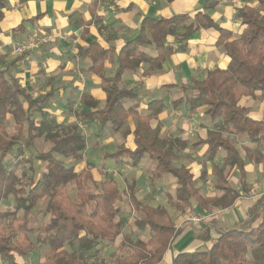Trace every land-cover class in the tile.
<instances>
[{
	"label": "trees",
	"instance_id": "1",
	"mask_svg": "<svg viewBox=\"0 0 264 264\" xmlns=\"http://www.w3.org/2000/svg\"><path fill=\"white\" fill-rule=\"evenodd\" d=\"M216 4L217 0H207L204 9ZM4 7L5 0H0V21ZM236 15L244 30L233 40L204 12L193 17L145 18L138 35L120 49L118 67L111 78H105L103 71L109 50L97 43L78 49L77 56L90 62L88 71L100 78L104 100L101 105L82 94V111L74 112L76 119L85 126L96 124L102 130L120 132L123 139L131 136L133 149L120 145L109 157L125 156L132 166L148 158L153 164V181L163 176L174 179L168 204L178 214H184L192 203L207 212L228 210L248 192L245 163L264 165V120L252 119L242 104L247 97L264 99V0H251V4L238 8ZM98 21L80 20L79 26ZM206 29L219 31L217 44L229 62L225 69L208 70L202 79L194 78L181 89L186 105L191 110L202 108L204 116L214 123L206 139L199 143L206 146L213 189L222 193L212 198L202 196L200 179L194 178L185 165L177 164L178 152L185 143L171 135L162 136L158 123L154 128L150 126L164 111L163 103L153 100L147 104L146 114H140L136 105L125 107L134 93L121 86L125 73L140 70L144 65L147 67L143 76L161 71L163 62L173 52L185 50L188 39ZM169 39H174L176 48ZM151 47L157 53L155 57L145 52ZM3 60L0 54V62ZM49 96L31 97L18 79L0 68V261L14 264L15 256L24 258L33 249L44 247L46 252L39 264H160L181 230L176 229L165 208L150 207L136 198L134 182L121 192L112 178L95 183L90 165L76 169L65 162L82 160L87 140L76 123L59 125L46 119L42 109ZM37 116L41 119L37 120ZM131 117L136 118L133 130L123 129ZM226 134L245 136L247 147L243 148V156ZM40 140L48 142L49 149L34 153L32 158L25 157V151L32 153ZM219 152L223 156L216 164ZM33 161L44 166L41 174H36ZM20 167L26 169L19 171ZM233 172L238 175L240 190L230 183ZM123 194H127L138 217L137 228L149 231L146 240H133L131 235L123 234V221L117 217ZM10 199L15 205L8 204ZM40 201L48 221L31 242L30 236L35 233L31 213ZM256 212L257 207L251 211L250 223L219 232L210 247L176 254L172 264H264V219L255 223ZM120 236L115 250L105 257L104 249L112 248ZM202 239L207 241L208 237Z\"/></svg>",
	"mask_w": 264,
	"mask_h": 264
},
{
	"label": "crops",
	"instance_id": "2",
	"mask_svg": "<svg viewBox=\"0 0 264 264\" xmlns=\"http://www.w3.org/2000/svg\"><path fill=\"white\" fill-rule=\"evenodd\" d=\"M206 4L207 0H38L25 3L19 0H5V7L2 10L3 18L0 21V54L4 56V60L0 62V68L6 69L10 77L18 79L31 97L50 94L42 111L46 116L52 113L69 116L70 123L67 125H70L77 120L74 112L82 111V108L77 110L74 104L72 106L69 104L75 98L80 99L85 93L99 101L101 105L104 100V93L100 88L101 80L88 71L89 60L77 56L79 48L84 49L91 43H97L102 49L109 50L110 56L104 62L103 71L105 78H111L118 67L120 49L138 35L145 18H167L174 15L193 17L198 12H204L216 25L231 34V40L236 39L243 32L244 26L237 18L236 10L251 4V0H217V4L208 10L204 9ZM72 14L75 16L70 19L69 16ZM91 19L94 21L99 19V21L83 27L79 26L80 20L87 22ZM219 36V31L215 29L200 30L188 39L185 50L173 52L163 62L161 71L150 76H143L142 72L147 67L144 65L140 70L125 73L121 83L122 87L134 93L133 99L129 100L125 107L136 105L138 113L146 114L147 104L151 101L159 100L163 103L164 111L157 120L150 122V126L154 128L158 123L162 136L171 135L185 143V147L178 152V160L179 156L182 157L180 153L185 157L190 151L191 155H188L191 156L193 163L185 166L194 178L200 179L198 187L201 193L205 179L207 177L210 179L207 183L210 184L214 193L213 197H219L222 193L213 189L214 178L210 173V163L205 158L206 146L199 143L206 139L208 131L212 130L214 124L204 116L202 108L191 110L186 105L185 94L181 88L190 85L194 78L202 79L208 70L226 68L229 59L222 47L217 44ZM31 37L41 42L27 52V61L21 64L22 58L17 61L19 57L12 55V51L16 46L25 45ZM169 41L172 47L176 48L174 39ZM145 52L152 57L157 54L152 47ZM178 101L181 102L177 106ZM242 104L248 109L252 119L264 120V99L247 97L243 99ZM36 119L40 120L41 117L37 116ZM55 123H61V120ZM135 123L136 118L131 117L123 129L132 131ZM85 128L96 130L92 133L93 138H100L106 135L107 130L111 131L110 129L102 130L96 124L85 126ZM195 128L198 132L194 133L193 141L188 135ZM116 135L119 136L121 143L114 151L103 155L101 162L109 165L112 162H126L131 165V161L125 156L109 157L120 145H124L127 149L134 148L131 136L123 139L120 132ZM226 135L240 146L243 156V148L247 147L245 136ZM222 156L223 152H219L216 164ZM146 160L151 162L148 158ZM140 163L134 166L137 173L143 169ZM86 165L92 167V175V171L96 170L94 165L90 161L84 163V166ZM152 169L150 168V175ZM244 171L248 188L246 195L253 191L256 195L251 198L240 197L231 208L218 210L221 211L219 215L207 216L198 226L185 223V220L176 212L177 217L174 215L172 218L176 229L181 232L171 243L170 249L160 264H172L173 257L183 251H201L210 247L219 232L250 223L253 218L251 211L256 207L255 223L264 219V165L246 162ZM139 177L140 175L133 177L128 185ZM108 179L109 177H105L101 181L96 182L94 179L93 181L100 183ZM233 182L238 184L234 188L240 190L236 172L230 176L232 185ZM116 183L121 192L126 191L127 186L121 188V184L117 181ZM173 187L174 183L170 186L159 183L154 192L164 193L166 204L169 205L168 196H173ZM206 236L208 240L204 241L202 238ZM35 237L36 235L34 240ZM36 251L43 252L44 257L46 248L40 247ZM29 255L24 258L15 256L14 264H39L43 261V259L38 262L33 261L32 253ZM0 264L7 263L0 261Z\"/></svg>",
	"mask_w": 264,
	"mask_h": 264
},
{
	"label": "rangeland",
	"instance_id": "3",
	"mask_svg": "<svg viewBox=\"0 0 264 264\" xmlns=\"http://www.w3.org/2000/svg\"><path fill=\"white\" fill-rule=\"evenodd\" d=\"M41 41H39L40 43ZM13 53V52H12ZM14 55V54H12ZM71 106L74 104L77 110H79L81 107V100L79 98H75L74 101L69 103ZM47 120H54L57 122V120H61V123H58L59 125H67L70 123L68 121L69 116H61V115H56L55 113L49 114V116H46ZM73 122V121H72ZM77 124L79 130H81L82 134L85 135L86 140H87V146L86 149L83 153L82 160H79L77 162H73L70 160H65V162L68 165H73L75 166L76 169H80L84 166V163H87V161H90L96 170L92 171V176L93 179L97 181H101L105 179V177H109L112 179H115L118 183H120V187H126L128 184L131 182V179L133 177H136V175H140L139 178H135L134 182V188L136 191V198L141 201L142 203L149 205L150 207H155V206H161V207H166L165 209L167 210L168 214L173 217H177L176 211L174 208L170 207L169 205L166 204V195L164 193H155V187L159 183L161 184H166L167 186L172 185L174 180L170 177H161L157 181H153L150 177V168H153V164L151 162H148L146 158L140 163L142 164V171L140 173H137V169L130 165L129 163L126 162H112L110 165L108 163H102L101 160L103 155L110 153L114 151V149L121 143V140L118 135H116V132H112L107 130L106 135L102 136L100 138H93L92 133L96 131L95 129L88 130L85 128L83 122H79L78 120L75 121ZM173 124V122H171ZM192 123V122H191ZM175 124V123H174ZM214 124V123H213ZM198 130L192 129L191 132H189L188 137H190L193 141L195 139L194 133H197ZM109 133V134H108ZM110 135V136H109ZM118 137H116V136ZM230 139V137H229ZM233 141V140H232ZM234 142V141H233ZM237 145V144H236ZM50 147V144L46 141L40 140L37 141L35 144V149L33 150L32 153H28L25 151L24 156L27 158H32L34 153L37 152H43L47 151ZM240 149V146H237ZM190 151H188L187 155L183 157V154L180 153L182 157L179 156V160L177 164H184L186 166H189L190 164L193 163V160L191 156H189ZM191 155V154H190ZM109 167H106L108 166ZM33 168L36 170V174L39 175L41 174L45 168L44 166L40 165L39 163L33 161L32 164ZM25 170L26 167H20V170ZM210 179L207 177L205 179V183L203 186V191H202V196L211 198L213 197V192L210 187V184L207 183L209 182ZM238 185V184H237ZM236 183L233 182V187H237ZM153 192V194H152ZM172 192V191H170ZM256 195V192H252L249 195L242 194L241 198L245 197H254ZM260 204V201L258 202ZM9 205H15L14 201L12 199L9 200L8 202ZM200 206L195 205L192 203V206L190 209H188L184 214H180L182 219L185 220L186 216L188 214L196 215L199 217H202L203 219L206 218L207 216H215L219 215L221 211L218 210H209L207 211H202ZM118 215L117 217L120 218L123 221V234H128L131 235L133 240L139 239V240H146L149 236L150 233L148 230H140L137 228V220L138 217L136 213H134L133 209L131 208V205L128 201L127 194L122 196L121 202L118 204ZM43 214V206L42 202L40 201L36 207L34 208L33 212L31 213V225L33 229H35V233L30 236L31 242L34 241V235H36L40 229V227L45 224L48 221V216H41ZM179 216V217H180ZM5 232V231H4ZM121 239V236L117 238V241L115 245L112 248H105L103 255L106 257L109 253L113 252L115 248L117 247V244L119 243ZM36 249H33L30 253H32V260L38 262L39 260L43 259V252H38ZM29 253V254H30ZM28 254V255H29ZM31 256V255H29ZM29 258V257H28Z\"/></svg>",
	"mask_w": 264,
	"mask_h": 264
},
{
	"label": "built area",
	"instance_id": "4",
	"mask_svg": "<svg viewBox=\"0 0 264 264\" xmlns=\"http://www.w3.org/2000/svg\"><path fill=\"white\" fill-rule=\"evenodd\" d=\"M38 40L36 38H29L27 43L25 45H19L16 46L13 49V54L15 56L21 57L22 59L20 60L21 64H24L25 61H27V52L33 48H35L38 44ZM203 220L202 217L196 216V215H192V214H188L185 218V223L192 225V226H198L199 223Z\"/></svg>",
	"mask_w": 264,
	"mask_h": 264
}]
</instances>
